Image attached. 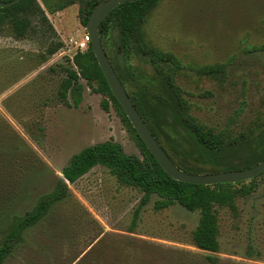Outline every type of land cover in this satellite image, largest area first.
I'll use <instances>...</instances> for the list:
<instances>
[{"label":"rangeland","instance_id":"obj_1","mask_svg":"<svg viewBox=\"0 0 264 264\" xmlns=\"http://www.w3.org/2000/svg\"><path fill=\"white\" fill-rule=\"evenodd\" d=\"M87 1L50 14L38 0L50 27L34 19V31L23 39L12 38L7 26L0 29V209L7 214L5 224L0 222V241L14 218L53 191L62 169L81 149L113 141L125 154L142 159L117 110L110 104L103 110L102 96L85 81H79L77 107L57 99L74 42L86 33L79 11ZM143 32L150 45L178 59L175 83L199 122L232 137L264 136V0H160ZM57 44V51L47 55ZM109 46L118 66L130 64L128 71L142 84L154 85L143 58L125 60L115 30ZM214 65L222 67L216 76L194 71ZM247 156L241 151L231 156L235 170ZM244 184L254 190L236 199L235 212L216 207L219 252L208 253L192 242L197 211L177 203L156 211L158 197L152 195L132 227L142 193L95 166L73 184L66 182L68 202L26 230L4 264H209L206 256L217 258V264H264V174Z\"/></svg>","mask_w":264,"mask_h":264},{"label":"trees","instance_id":"obj_2","mask_svg":"<svg viewBox=\"0 0 264 264\" xmlns=\"http://www.w3.org/2000/svg\"><path fill=\"white\" fill-rule=\"evenodd\" d=\"M39 1L52 14L80 0ZM159 2L160 0H129L120 4L111 11L98 31L107 58L131 102L167 156L181 171L206 174L221 167L225 168L217 171L235 170L238 166L232 164L231 156L237 151H241L244 156L248 154L242 161L241 169L256 165L264 159V136L253 137L252 133L243 132L232 137L225 130L217 131L199 122L191 114L193 104L175 83L174 73L181 68L178 59L153 47L145 40L143 25ZM95 5L94 0H88L83 11H79L80 23L84 27ZM34 19L41 25L50 27L38 0H21L9 7L0 8V29L7 26L10 36L16 40L23 39L34 31ZM113 30L118 33L119 45L125 60L135 56L143 58L146 64L150 65L156 78L154 85L142 84L137 75L134 76L128 71L127 67H130V64L124 68L118 66L109 46L110 33ZM59 47L60 44H57L48 48L47 55H53ZM221 70V65L194 69L197 74L208 76H216ZM63 71L65 76L60 82L57 99L66 106L77 107L82 93L79 81H85L91 92L102 96L100 106L103 110H107L109 104L117 110L131 133L142 159L125 154L122 147L113 141L85 147L72 155L62 169V178H58L53 191L41 196L31 211L14 218L6 231L4 230L0 241V264H4L20 247L26 230L48 216L52 208L68 202L70 192L66 182L73 184L95 166L106 168L120 185L137 189L142 193L133 215L132 227L135 225L140 207L146 205L152 195H156L158 199L153 203V209L156 211L166 209L175 203L188 211H197L199 218L191 236L193 245L204 252L218 253L216 207L235 212L236 199L250 195L254 190L253 184L240 182L203 186L178 182L167 176L131 127L112 95L91 50L90 42L85 51L73 55L71 65ZM253 145L256 146L252 149ZM263 174L264 172L260 175ZM254 179H250V183ZM5 221L7 214L0 209V222L5 224ZM205 259L209 264L218 262L217 258L212 256H206Z\"/></svg>","mask_w":264,"mask_h":264},{"label":"water","instance_id":"obj_3","mask_svg":"<svg viewBox=\"0 0 264 264\" xmlns=\"http://www.w3.org/2000/svg\"><path fill=\"white\" fill-rule=\"evenodd\" d=\"M19 1L21 0H11L9 2L0 1V8L9 7ZM127 1L129 0H103L100 3H97L88 17L85 31L90 39L91 50L106 79L112 95L119 103L131 127L144 143L150 154L154 157V160L163 172L175 181L203 186L245 182L262 174L264 172V159L247 169L220 171L208 174H191L178 169L172 160L167 156L166 152L143 121L119 81L109 59L107 58L98 35L101 24L105 21L111 11L118 5Z\"/></svg>","mask_w":264,"mask_h":264},{"label":"built area","instance_id":"obj_4","mask_svg":"<svg viewBox=\"0 0 264 264\" xmlns=\"http://www.w3.org/2000/svg\"><path fill=\"white\" fill-rule=\"evenodd\" d=\"M89 42H90L89 36L85 33V35L81 40H79L78 42H74L75 53L85 51L88 48Z\"/></svg>","mask_w":264,"mask_h":264}]
</instances>
